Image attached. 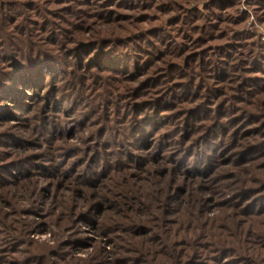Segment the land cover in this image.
I'll return each mask as SVG.
<instances>
[{"label": "rangeland", "instance_id": "1", "mask_svg": "<svg viewBox=\"0 0 264 264\" xmlns=\"http://www.w3.org/2000/svg\"><path fill=\"white\" fill-rule=\"evenodd\" d=\"M0 264H264V0H0Z\"/></svg>", "mask_w": 264, "mask_h": 264}]
</instances>
